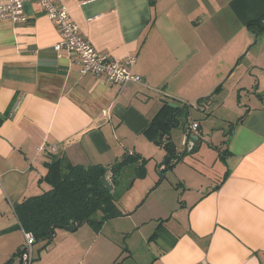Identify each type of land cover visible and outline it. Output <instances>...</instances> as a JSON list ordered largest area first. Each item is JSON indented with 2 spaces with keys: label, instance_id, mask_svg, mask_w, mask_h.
I'll return each instance as SVG.
<instances>
[{
  "label": "crops",
  "instance_id": "obj_1",
  "mask_svg": "<svg viewBox=\"0 0 264 264\" xmlns=\"http://www.w3.org/2000/svg\"><path fill=\"white\" fill-rule=\"evenodd\" d=\"M185 1L186 9L179 0H58L97 50L137 56L131 71L142 82L124 87L82 73L75 56L55 51L59 31L37 0L24 5L27 20L0 19V264H23L26 237L14 206L51 187L43 178L52 163L64 171L110 167L134 152L146 169L122 170V214L98 227H58L50 242H34L32 264H264V90L254 72L264 71V46L250 58L255 35L245 25L264 13V0ZM183 8L203 15L171 16ZM241 55L237 67L246 61L256 87L246 88L244 121L224 133L226 151L212 166L221 171L203 163L202 144L161 178L166 150L144 129L164 101L196 103L190 116L203 108L208 101H197L214 86L203 87L201 76L221 81ZM180 120L181 146L176 128L170 132L178 154L187 129Z\"/></svg>",
  "mask_w": 264,
  "mask_h": 264
},
{
  "label": "trees",
  "instance_id": "obj_2",
  "mask_svg": "<svg viewBox=\"0 0 264 264\" xmlns=\"http://www.w3.org/2000/svg\"><path fill=\"white\" fill-rule=\"evenodd\" d=\"M150 2L154 4L155 0H150ZM245 25L255 36H258L264 32V13L258 18L249 20ZM242 57L241 55L238 58L237 64ZM222 89L223 84L215 88L210 95L198 99L197 103L207 102ZM246 114L247 112L231 125L229 133L233 132L238 123L244 121ZM189 115L188 103L177 104L164 101L162 107L144 129V134L148 138L166 150L161 178H164L165 174L180 162L181 157L189 153L184 151L178 154L175 143L170 140L171 130L180 125L182 116L188 122ZM199 147V144L195 145L193 151L198 150ZM146 161L147 159L141 154L134 152L125 153L110 167L99 164H75L64 171L59 161L52 163L49 172L43 178L51 187L40 194L25 196L15 204V212L20 225L25 232H31L36 241L43 239L44 242H50L53 239L58 227L71 228L72 220H77L80 224L90 223L97 227L100 226L105 220L122 214L116 202L119 198L118 191L122 187L120 174L124 167L135 164L137 176H142L145 173ZM108 171L111 174L113 188L115 187L112 192L107 190L100 181V178Z\"/></svg>",
  "mask_w": 264,
  "mask_h": 264
},
{
  "label": "rangeland",
  "instance_id": "obj_3",
  "mask_svg": "<svg viewBox=\"0 0 264 264\" xmlns=\"http://www.w3.org/2000/svg\"><path fill=\"white\" fill-rule=\"evenodd\" d=\"M181 2V6L185 7V0H179ZM224 1L226 0H220L218 2H220V4H222ZM159 2V1H157ZM215 2V1H213ZM180 9V10H172L170 11V14L172 17H177V18H183L184 20L190 19L189 16L198 15L199 13H201L203 15L202 10H197V11H191V10H185V9ZM220 16L224 15V11L220 12L219 14ZM227 16V14H226ZM217 21H220L219 19ZM221 25V24H220ZM191 26H185L186 28V32H188L191 28ZM228 29H232V25L230 23H228L227 26ZM226 28V29H227ZM227 30H225L226 32ZM224 32V33H225ZM253 48L250 51V58L252 57L253 51L257 50L260 46H264V34H260V37L258 36H254L253 40ZM249 48V47H248ZM247 50L243 53H245L246 55ZM245 55V56H246ZM238 60V59H237ZM244 63V64H243ZM236 63L233 64L232 68L235 67V69L233 70V73H231L229 76H225L221 81H215L213 78H209V75H202L201 79H208L206 81V83L203 85V87H210V86H214L212 89H210L209 91H206L209 95L215 90V88L223 82V89L215 94V100H208V103H206V105H204L203 108H200L198 111H194L192 113V116H188L189 121L187 122L186 118V126L189 125V123L191 122V120H193L192 117L196 118L197 122L201 123V134L203 137V146H204V150L205 153L203 154V159H204V164L205 165H210V168L212 169V171H214V173H219L221 170L220 168V163L217 162L215 164L214 167L213 164L216 162V160L218 159L221 160L223 154L225 153V139L226 136L224 133H228L231 125H233V123H235L239 117H241L244 113L247 112L248 106L249 104H251L250 102V98H247L254 90H255V85H251V77L248 76L247 71H246V67L243 68L246 65V61L242 62L238 67L237 65L235 66ZM231 68V69H232ZM230 69V70H231ZM230 72V71H229ZM246 72V73H245ZM257 75H258V80H260L261 83V87H260V91L264 90V71L263 70H256L254 71ZM215 81V82H214ZM214 82V83H213ZM217 82V83H216ZM213 83V85H212ZM216 83V84H215ZM241 87H245L243 89H240ZM251 90V93L248 89ZM245 97V99L242 101V105H238V99L239 96L238 94H241ZM219 94V95H218ZM247 96V97H246ZM189 104V108L191 109H195L193 108L194 105H197L196 103H188ZM242 106V107H241ZM196 107V106H195ZM204 110V111H202ZM206 112H208L207 114H205ZM184 121V122H185ZM175 136L177 141L181 142V137L184 134V128L183 127H175ZM201 144V145H202ZM181 146V144H180ZM210 149V150H208ZM212 149V150H211ZM208 151V152H207ZM184 160V157H181V161ZM162 170V169H161ZM127 173H133V170H126ZM126 176V174H125ZM166 180V179H165ZM168 181V179H167ZM171 181V180H170ZM169 184H171L169 182Z\"/></svg>",
  "mask_w": 264,
  "mask_h": 264
},
{
  "label": "built area",
  "instance_id": "obj_4",
  "mask_svg": "<svg viewBox=\"0 0 264 264\" xmlns=\"http://www.w3.org/2000/svg\"><path fill=\"white\" fill-rule=\"evenodd\" d=\"M42 10L56 25L60 39L54 45L55 51L61 53L67 51L75 56L81 65L82 73H92L105 76L106 79L120 87L127 83L142 82V76L133 73L131 68L137 63L136 55L117 57L97 50L80 31L77 23L70 19L69 10L60 4L58 0H37ZM27 0H0V19L12 21H25L24 5ZM105 114V111H104ZM198 124L192 121L186 130V135L196 132ZM50 152L56 151V146H49ZM26 243L21 251L23 264H32L33 244L36 241L31 232H25Z\"/></svg>",
  "mask_w": 264,
  "mask_h": 264
},
{
  "label": "water",
  "instance_id": "obj_5",
  "mask_svg": "<svg viewBox=\"0 0 264 264\" xmlns=\"http://www.w3.org/2000/svg\"><path fill=\"white\" fill-rule=\"evenodd\" d=\"M249 48H250V47H249ZM249 48H247V49H249ZM244 54H245V53H244ZM236 65H237V63H236ZM234 69H235V67H233V68L230 70L229 75L231 74V72H232ZM229 75H228V76H229ZM221 84H223V82L220 83L219 85H221ZM219 85H218V86H219ZM218 86H217L216 88H218ZM190 123H191V122H190ZM190 123H189V125H190ZM189 125H188V127H189ZM186 127H187V126H186ZM188 127H187L186 130H188ZM201 128H202V127H198L197 130H196V132L191 133L190 135H188V134L186 135V133H185V136H184V145H183L185 151L190 152V151L192 150V148L195 147V145H197V144L201 145V144L204 142V141H203L202 134H201ZM100 181H101V183L107 188V190H109L110 192L113 191V189H114V188H113V184H112L111 180L107 177V175H103V176L100 178ZM71 224H72V226H71L70 229L74 230L77 226H80V225H82V224H84V223L80 224V223L77 222V220H72V221H71ZM55 234H56V230H55L54 236H55ZM39 241H43V239H41V240H39Z\"/></svg>",
  "mask_w": 264,
  "mask_h": 264
}]
</instances>
